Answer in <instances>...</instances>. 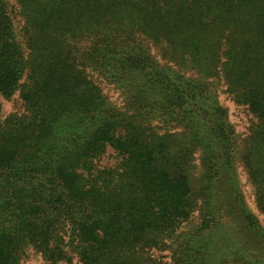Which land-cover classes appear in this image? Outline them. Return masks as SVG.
Returning a JSON list of instances; mask_svg holds the SVG:
<instances>
[{"label":"trees","instance_id":"16d2710c","mask_svg":"<svg viewBox=\"0 0 264 264\" xmlns=\"http://www.w3.org/2000/svg\"><path fill=\"white\" fill-rule=\"evenodd\" d=\"M0 97V264H264V0H0Z\"/></svg>","mask_w":264,"mask_h":264},{"label":"rangeland","instance_id":"374dc122","mask_svg":"<svg viewBox=\"0 0 264 264\" xmlns=\"http://www.w3.org/2000/svg\"><path fill=\"white\" fill-rule=\"evenodd\" d=\"M103 86V91L105 92V94L109 97V99L111 101H115L117 98V93L115 92V90L112 89V87L107 86V85H102ZM221 102L229 107L230 113L232 115V118L235 122H237L240 125H246L245 123V115L243 113V111L238 108L236 105H234L230 100L226 99L224 96L221 97ZM0 107H1V112L2 113H8L9 111L13 110L14 108L17 107V102L16 100H12V101H5L0 97ZM110 153V150L109 152ZM109 160H105L103 162V164H106ZM113 162H110V164ZM238 174H239V180L241 182L242 188H243V192L245 195V199L247 201L248 206L250 207V209L252 210V212L261 220V222L264 224V220L262 218V216H260L254 206V202H253V196H252V192H251V188L249 187V185L246 183L245 181V176L243 171L241 170V168H238ZM33 259L28 260V262H31Z\"/></svg>","mask_w":264,"mask_h":264}]
</instances>
